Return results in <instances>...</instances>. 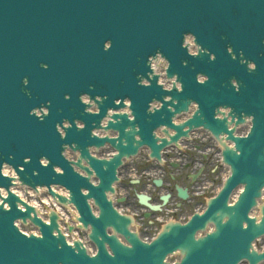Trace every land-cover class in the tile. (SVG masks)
<instances>
[{"label":"water","instance_id":"obj_1","mask_svg":"<svg viewBox=\"0 0 264 264\" xmlns=\"http://www.w3.org/2000/svg\"><path fill=\"white\" fill-rule=\"evenodd\" d=\"M257 17L264 19V0H0V160L13 155L15 161L10 163H22L25 155H31L33 163L25 165L23 173L17 169L22 182L30 188L37 183L49 187L52 180V165L40 169L39 177L31 176L32 168L39 167L40 155H47L53 164L62 166L65 173L57 180L70 192V199L51 189L48 193L59 203L74 205L83 227L91 226L88 239L99 249L94 259L78 241L58 250L57 245H63L64 241L51 235L56 216L51 214L50 224H44L36 216L30 217L33 209L26 204L25 212L17 209L19 199L10 193L5 201L10 210L0 211V264H168L164 259L175 250L182 255L175 264L264 261V252L250 250L251 242L264 235V219L257 225L256 219L248 217L256 206L260 187H264V55L257 51L264 32L246 29L247 20ZM163 18L171 20L161 27ZM256 25L255 22L253 27ZM188 32L197 36L202 47L216 53L215 62L209 63L202 54L193 57L181 50L182 34ZM105 40L112 41L108 52L103 51ZM226 45L237 54L236 61L227 53ZM241 50L246 59L257 63L256 72H248L246 65L239 63ZM156 51L167 58V78L175 76L177 82H183L180 92L175 86L168 92L162 90L155 75L150 79L145 76L149 79L148 86H137V74L145 71L147 56ZM45 63L49 66L47 71L40 67ZM198 73L208 75L209 80L198 84L195 79ZM25 77L29 80L27 88L23 85ZM233 79L241 84L239 93L233 90ZM85 92L92 99L97 94L107 96L102 104L97 102L98 115L83 113L86 105L82 107L78 97ZM65 94L72 99L65 101ZM166 95L171 97L170 101L163 100ZM125 97L131 101L129 109L134 119L113 114L104 130L117 131L118 138L100 140L109 142L118 154L109 161L91 157L86 146L100 142L95 143V138L90 137L89 130L93 128L90 124L99 128L106 110L123 106L121 101L119 106L113 102ZM152 98L162 106L149 112L148 102ZM48 100L52 101L51 114L43 123L28 115L33 107ZM190 102L198 103L199 111L187 122L173 125L170 119L186 111ZM218 105L231 106L229 115L234 113L231 123L235 125L244 121L242 112L254 115L253 132L245 137L233 136L225 121L212 119V109ZM64 118L85 122V128L77 130L73 124L60 140L55 123ZM200 125L216 139L226 133L227 141L234 144L228 148L221 143L223 161L230 167L231 175L203 215H196L185 226L170 225L154 241L144 243L128 231V219L119 216L106 199L105 192L113 193L116 168L123 156L134 155L142 145H148L152 156L158 157L159 149L168 142L163 140L161 145H155L152 132L157 127L173 129L175 134L169 138L175 142L186 134L182 131L185 127ZM62 143L70 148L71 144L76 145L72 150L79 151L80 158L75 166L87 177L74 173L60 157ZM81 159L87 162V167L81 164ZM93 173L99 179L97 186L89 183ZM241 183L247 184L245 193L228 207L229 194ZM10 185L11 178L0 175V187ZM81 188L88 191L87 196L81 194ZM89 198L98 206L99 217L92 215L86 203ZM139 199L143 202L145 198ZM260 213L264 216V208ZM225 216L229 219L222 223ZM16 218H29L39 227L41 236L23 237L12 227ZM242 221L246 228L242 227ZM208 222L216 230L195 240V230L204 229ZM107 227L123 236L129 246L121 244L114 235H107ZM97 235L104 237L114 259L107 255L103 243L96 240ZM72 249L80 254L74 255Z\"/></svg>","mask_w":264,"mask_h":264},{"label":"clouds","instance_id":"obj_2","mask_svg":"<svg viewBox=\"0 0 264 264\" xmlns=\"http://www.w3.org/2000/svg\"><path fill=\"white\" fill-rule=\"evenodd\" d=\"M264 43V41H262ZM112 47V41L111 40H105L103 43V51L108 52L110 51ZM181 50H184L186 55H191L193 57H196L198 55H204L207 56L209 63L215 62L216 59V53L202 47L197 42V36L194 35L191 32L185 33L182 38V43L180 44ZM227 53L231 57L233 61L237 60V54L233 52V48L231 46H228L226 48ZM186 63V62H185ZM239 63L241 65H246V69L248 72H256L257 69V63L254 60H249L245 58L244 52L241 50L239 52ZM40 67L47 71L48 70V64H41ZM169 67V63L167 61V58L163 55V53L156 51L153 55H148L145 63V71L142 73H138L136 76V84L137 86H147L149 84V79L152 77L153 74H159L160 76L164 75V72L161 71V68L164 70H167ZM151 69V72L149 71ZM145 76L149 77V79H145ZM209 80V76L203 73L197 74V82L199 84H205L206 81ZM160 84H165V81L161 79L159 81ZM182 81L177 82V79L175 76H173L170 83L166 85L168 89H171L172 85H175L176 89L179 91L182 87ZM233 90L236 93H239L241 90V84L233 79L231 81ZM23 85L25 88L29 85V80L27 77L23 79ZM92 95H90L88 92L82 93L79 95V103L83 107L84 105H91L90 107L83 108L84 112L88 113H94L99 111V106L97 102H100V104L103 103V100L107 99L106 95H95V99L91 98ZM72 99L70 94L64 95L65 101H70ZM166 99H170V97H167ZM115 103L119 104L120 100H116ZM125 103L130 104V100H125ZM52 107V101L48 100L44 103H41L39 107H33L28 115L30 117L36 118L39 122L43 123L45 121V118L50 116V109ZM161 107V104L152 101L149 104L148 111L152 112L154 109L158 110ZM196 104H192V112L196 111ZM127 111V109H125ZM232 112L231 106H225V105H218L214 112V118L221 121H228V124H231L233 116H230L229 113ZM112 112L109 111L108 116L102 121V126L106 127L109 120H111ZM241 116L243 117L244 123L248 126V133H245V135H248L249 133L253 132L254 128V115H245L243 112L241 113ZM129 119H134V117L129 113ZM75 124L78 129H83L85 125L77 120L69 121L67 118L60 119L59 122L55 123V133L58 134L60 140H63L67 136V129H70L72 125ZM228 126V125H226ZM230 130V129H229ZM107 135V133H101L98 131H94L93 135ZM156 135H159V132L156 133ZM221 141H224L227 143V137L226 135H221L219 138ZM231 147V145H229ZM76 145L73 144L71 148L68 146L67 143L61 144V151L59 153L60 157L66 161L73 162L72 167L75 172H78L81 176H86V173L81 171L79 168L75 167V161L80 158L79 151L75 152L73 154L72 149H75ZM112 155H115V153H112ZM239 155V152L237 153ZM9 161H15V157L13 155H9L7 160H0V175L3 177L11 178V185L7 188L0 187V211L10 210L9 203H6L9 199L10 193L14 197H18L19 201H22L23 203H19V201L16 202V207L19 208L21 211L24 210L23 205L27 204L31 208H34L36 210L35 215L39 217L40 220L43 221L44 224L49 223V217L53 212L58 213L59 216L67 220V216H65L64 212L61 210V206H59V201L55 200L52 196H47L46 198L43 197L41 194L46 193L49 190V187L51 188L52 192H59L60 195L64 196L65 198L70 199V192L64 188L61 187L59 184V181L57 180L58 177H62L65 173V170L62 166L53 164L52 161L48 158L47 155H40L38 159V168H32L31 170V176L32 177H39L40 176V169H48L50 165L51 166V173H52V180L48 182L49 187H41L40 184H36L34 190L29 188L26 183L22 182L21 176L17 174V169L23 173L25 171V165H31L33 163V158L31 155H25L23 157L22 163H10ZM81 163H84L81 161ZM84 167H87V164H84ZM231 174V173H229ZM95 173H93V177L89 178L91 182L97 183L94 179ZM227 179V177H225ZM115 187V185H113ZM247 188V184L241 183L239 187V191L236 194V196L233 197L232 203L228 205V207H231L233 204L236 203L238 199H240L241 194L245 193V190ZM81 192L83 195L87 196V190L81 189ZM109 200H114V196L111 193L105 194ZM28 197H32V199H28ZM36 197H40L39 202L36 199ZM256 202V208L252 212V216L256 218V224L259 225L261 223V219H264V216H261L260 209L264 208V187H260L259 189V198L255 200ZM86 203L91 207L92 215L99 217L100 212L97 210V208L94 205L93 200L89 199L86 201ZM43 205V206H42ZM64 207L67 208L69 212L72 213V217L77 222V226L81 227L83 229V225L79 223V213L75 210V208L69 203L67 205H64ZM123 214V213H122ZM229 217L225 216L224 221L222 223H226L228 221ZM21 223H24L25 227H27L28 231H23L21 229ZM243 223V221H242ZM12 227L15 229H20V232H22L23 237H29L30 233L32 236H36L38 234L37 231L32 230V226L27 223L26 220H23L22 218H16L12 220ZM244 227H247L246 224H244ZM206 233L210 234L216 230L215 225L213 223H208L206 226ZM89 233H91V226L89 225V228L87 229ZM108 235H117L115 233L114 229H108L107 230ZM205 232H201L197 234L194 239L199 240L201 236L206 234ZM20 234V233H19ZM51 235L52 237H55L56 240H59L61 237L63 238L64 244L63 245H57L58 250H62L64 246L70 247L74 241L79 240L80 237L76 234L75 231L72 232L71 237L69 239H64V237L68 236V233L63 230V227H57L56 225L53 226L51 229ZM96 240L103 243V247L105 250H107V255L109 257L115 258L113 252L109 249L108 243L105 242L104 237L97 235ZM120 243H123L121 240ZM99 249L94 251L91 247L87 248V255L91 258H95L98 255ZM72 252L74 255H79V250L72 249ZM175 257H181L180 250H177L175 253H173ZM237 264H240L239 261H237Z\"/></svg>","mask_w":264,"mask_h":264},{"label":"flooded vegetation","instance_id":"obj_3","mask_svg":"<svg viewBox=\"0 0 264 264\" xmlns=\"http://www.w3.org/2000/svg\"><path fill=\"white\" fill-rule=\"evenodd\" d=\"M184 144V150L181 152L171 151L169 157H165L162 166L151 162L148 165L142 163V167L135 165L129 169L127 166L121 169V172L127 174V170L140 171L139 179L136 185L122 182L124 189V198L121 203L117 202L118 207H124V210L130 213L140 225V233H151L148 220L163 222L166 219L183 218L187 219L194 211L201 206L203 195L211 188V181L214 185L215 173V153L214 144L209 139L194 137ZM172 153V154H171ZM176 163H175V162ZM156 168L157 174L161 177L160 187L153 184L152 178H147L149 172ZM214 169V170H213ZM213 175V177H212ZM177 186L184 188L187 193L185 200L179 198ZM146 192V193H145ZM144 193L149 197V202L153 205L161 204V197L169 194L168 200L157 212H151L143 208L138 203L136 194ZM158 217L160 220H158ZM142 224V225H141ZM155 229L160 225H154Z\"/></svg>","mask_w":264,"mask_h":264},{"label":"rangeland","instance_id":"obj_4","mask_svg":"<svg viewBox=\"0 0 264 264\" xmlns=\"http://www.w3.org/2000/svg\"><path fill=\"white\" fill-rule=\"evenodd\" d=\"M129 165H132V164L130 163ZM131 167H132V166H131ZM131 172H132V171H131ZM123 175H127V174H124V173H123ZM212 177H213V175H212ZM215 183L218 184V178L215 179ZM216 184H215V185H216ZM263 246H264V239H262V240H260V241H258V242L256 243V247L259 248V249L262 248Z\"/></svg>","mask_w":264,"mask_h":264},{"label":"bare ground","instance_id":"obj_5","mask_svg":"<svg viewBox=\"0 0 264 264\" xmlns=\"http://www.w3.org/2000/svg\"><path fill=\"white\" fill-rule=\"evenodd\" d=\"M158 172H157V170H156V168L155 167H153V171H151V172H149V176H147V178H150L153 174H157ZM228 172L226 171V173L225 174H223L222 175V177L224 178V177H226L228 174H227ZM59 193V192H58ZM146 193V192H145ZM31 199H32V197H31Z\"/></svg>","mask_w":264,"mask_h":264}]
</instances>
